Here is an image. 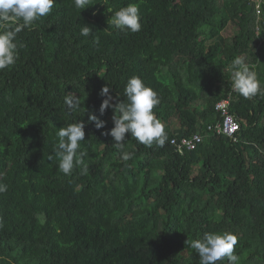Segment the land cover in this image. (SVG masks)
<instances>
[{
  "label": "trees",
  "instance_id": "1",
  "mask_svg": "<svg viewBox=\"0 0 264 264\" xmlns=\"http://www.w3.org/2000/svg\"><path fill=\"white\" fill-rule=\"evenodd\" d=\"M56 0L51 12L17 36L18 59L0 71V264H199L190 243L204 233H234L237 264H264V0ZM139 5L141 30L120 33L108 19ZM82 11V12H81ZM83 25L91 27L81 35ZM237 29L231 37L222 33ZM241 57L260 92L232 89L230 65ZM140 77L160 103L161 146L126 134L121 150L102 133L104 97L126 99ZM73 93L79 106L67 109ZM230 99L240 124L234 138L209 131L222 120L215 105ZM116 102L115 100L113 101ZM95 114L106 122L96 129ZM82 121L87 172L58 171L57 129ZM176 124V125H175ZM200 133L194 150L172 139ZM217 264H229L225 258Z\"/></svg>",
  "mask_w": 264,
  "mask_h": 264
},
{
  "label": "clouds",
  "instance_id": "2",
  "mask_svg": "<svg viewBox=\"0 0 264 264\" xmlns=\"http://www.w3.org/2000/svg\"><path fill=\"white\" fill-rule=\"evenodd\" d=\"M261 6L260 0H255ZM56 4V0H0V71L13 66L18 59L17 36L25 28H30L40 18L48 15ZM78 9L89 8L91 0H74ZM82 12V11H81ZM141 16L139 5L129 3L119 8L108 19V30L113 29L120 33H136L141 30ZM92 28L83 25L81 35L89 36ZM231 72L232 89L244 98L256 96L261 90V83L257 73L241 57H236L229 67ZM100 95L104 97L100 105V116L106 110L113 112V127L102 133L113 139V145L121 150V159L129 161L134 153L124 151L126 134L135 138L140 144L151 147L154 143L163 146L168 137L165 125L156 118L153 109L160 103L158 94L146 86L138 76L131 77L125 86L126 99L119 101L110 95V87L101 89ZM116 101L115 103L113 101ZM64 103L67 109L79 106V98L73 93H66ZM88 120L94 123L96 129L106 127V122L95 114H89ZM85 124L77 121L63 126L56 131L57 142L54 145L53 155L59 161L58 171L68 176L75 166H82L83 173L87 172L85 163L86 151H80L81 142L85 141ZM7 191V185L0 183V194ZM237 236L229 231L223 233H204L200 239L190 243L199 256V264H217L225 258L229 264H237L239 257L234 254Z\"/></svg>",
  "mask_w": 264,
  "mask_h": 264
},
{
  "label": "built area",
  "instance_id": "3",
  "mask_svg": "<svg viewBox=\"0 0 264 264\" xmlns=\"http://www.w3.org/2000/svg\"><path fill=\"white\" fill-rule=\"evenodd\" d=\"M260 8L257 6L258 17L260 16ZM229 107L230 99L222 100L215 105V110L220 114L222 120L213 126H209L208 130L234 138L235 134L240 130V124L230 113ZM202 141L203 136L200 133H196L191 138H182L179 141L172 139L171 143L176 147L178 152H183L184 150L190 151L196 149Z\"/></svg>",
  "mask_w": 264,
  "mask_h": 264
},
{
  "label": "rangeland",
  "instance_id": "4",
  "mask_svg": "<svg viewBox=\"0 0 264 264\" xmlns=\"http://www.w3.org/2000/svg\"><path fill=\"white\" fill-rule=\"evenodd\" d=\"M255 1V0H254ZM262 2V1H260ZM235 32H237V29L234 28L233 26L228 27L223 33L222 36L223 37H231ZM176 125V124H175Z\"/></svg>",
  "mask_w": 264,
  "mask_h": 264
}]
</instances>
